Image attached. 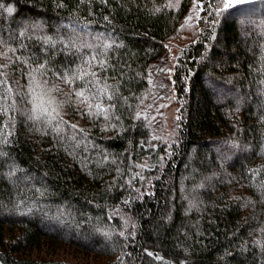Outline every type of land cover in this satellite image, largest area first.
<instances>
[{"label": "trees", "instance_id": "trees-1", "mask_svg": "<svg viewBox=\"0 0 264 264\" xmlns=\"http://www.w3.org/2000/svg\"><path fill=\"white\" fill-rule=\"evenodd\" d=\"M195 1L0 0V264H264V0Z\"/></svg>", "mask_w": 264, "mask_h": 264}, {"label": "rangeland", "instance_id": "rangeland-1", "mask_svg": "<svg viewBox=\"0 0 264 264\" xmlns=\"http://www.w3.org/2000/svg\"><path fill=\"white\" fill-rule=\"evenodd\" d=\"M199 15V2L195 1L190 12L185 18L186 23H193ZM183 30L180 37L170 41L168 54L164 62L158 66V74L154 77V91L149 100L148 113L152 121L153 135L155 140L170 141L175 133L177 119V103L174 92L171 89V76L174 65L180 54V50L186 43Z\"/></svg>", "mask_w": 264, "mask_h": 264}, {"label": "snow or ice", "instance_id": "snow-or-ice-1", "mask_svg": "<svg viewBox=\"0 0 264 264\" xmlns=\"http://www.w3.org/2000/svg\"><path fill=\"white\" fill-rule=\"evenodd\" d=\"M222 2H223V9L227 10V9H231L233 7V5H235V4H239V3L245 2V0H222ZM85 63H90V62L89 61H85ZM101 67H103V62H101ZM83 75H88L87 71H85L83 73ZM92 75L95 76V73H92ZM76 78L77 79H81L82 77H76ZM90 90L91 89L89 88V91ZM76 95L79 96V97H84V92L83 91L77 92ZM89 107H91V105H89ZM95 107L99 110V112H103L104 111V109L101 107V105L99 103H97L95 105ZM45 111H47V109H45Z\"/></svg>", "mask_w": 264, "mask_h": 264}, {"label": "water", "instance_id": "water-1", "mask_svg": "<svg viewBox=\"0 0 264 264\" xmlns=\"http://www.w3.org/2000/svg\"><path fill=\"white\" fill-rule=\"evenodd\" d=\"M249 1H252V0H245V2L239 3V4H245V3L249 2Z\"/></svg>", "mask_w": 264, "mask_h": 264}]
</instances>
